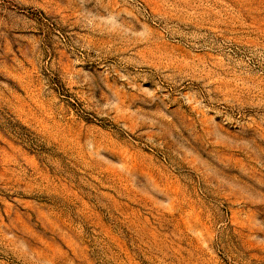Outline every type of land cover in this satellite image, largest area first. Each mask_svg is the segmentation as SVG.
I'll use <instances>...</instances> for the list:
<instances>
[{
	"label": "rangeland",
	"instance_id": "1",
	"mask_svg": "<svg viewBox=\"0 0 264 264\" xmlns=\"http://www.w3.org/2000/svg\"><path fill=\"white\" fill-rule=\"evenodd\" d=\"M0 264H264V0H0Z\"/></svg>",
	"mask_w": 264,
	"mask_h": 264
}]
</instances>
